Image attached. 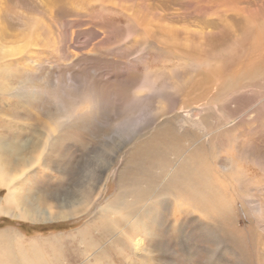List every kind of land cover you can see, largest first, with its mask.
<instances>
[{
  "label": "rangeland",
  "instance_id": "374dc122",
  "mask_svg": "<svg viewBox=\"0 0 264 264\" xmlns=\"http://www.w3.org/2000/svg\"><path fill=\"white\" fill-rule=\"evenodd\" d=\"M3 82L0 262L264 264V0H0Z\"/></svg>",
  "mask_w": 264,
  "mask_h": 264
},
{
  "label": "bare ground",
  "instance_id": "6f19581e",
  "mask_svg": "<svg viewBox=\"0 0 264 264\" xmlns=\"http://www.w3.org/2000/svg\"><path fill=\"white\" fill-rule=\"evenodd\" d=\"M97 1V0H96ZM198 1V0H197ZM215 2V1H214ZM208 5V4H207ZM212 6H213V3H212ZM212 8V7H211ZM101 9H103V10H105V11H107V12H115L114 11V8H112V7H108V6H106V5H101ZM208 9H209V7H208ZM218 9V8H217ZM226 9V8H225ZM219 10V9H218ZM120 11V10H119ZM146 13V12H145ZM246 13V12H245ZM140 14V13H139ZM148 16V15H147ZM123 17H125V16H123ZM127 18H128V22H129V28L127 29V33H128V35L129 34H133V33H139V34H141L142 35V42L143 41H145V42H149V41H152L153 40V37H152V34L149 32V29L146 31V28L144 29L143 27H142V25H141V22L139 21L140 19H137L136 17H134V16H132V15H130V16H126ZM259 17V16H258ZM261 18V17H260ZM147 20V19H146ZM141 21H142V19H141ZM145 21V20H144ZM144 21H142L143 23H144ZM148 21V20H147ZM151 21V20H150ZM151 23V22H150ZM38 26H40V25H38ZM144 27H146V26H144ZM149 27V26H148ZM167 29V28H166ZM202 29V28H201ZM163 30V29H162ZM182 30H185V29H182ZM187 31H188V29H187ZM41 32H43V31H41ZM190 32V31H189ZM188 32V33H189ZM193 32V31H192ZM163 34H164V39H165V45H163L164 47H163V50H165L166 52H168V51H170V52H174V50H175V47H169V43L168 44H166V42H171L172 41V43H174L175 42V40L177 39V37H175L174 36V34H173V32H171V31H169V30H164V32H162ZM176 34V33H175ZM197 36V35H196ZM200 36V35H199ZM198 36V37H199ZM129 37V36H128ZM201 37V36H200ZM121 38V37H120ZM192 38V37H191ZM196 38V37H195ZM194 39V38H193ZM38 40H40V39H38ZM187 40H191V39H189V37H188V39ZM194 41V40H193ZM41 42V41H40ZM161 43V42H160ZM168 45V46H167ZM177 45V44H176ZM179 45V44H178ZM194 47H196L195 45H193V44H186V46H183L182 47V50H183V52L182 53H184V54H186L187 55V52H191V50H195V48ZM202 48V47H201ZM203 49V48H202ZM202 49H199V50H201L202 51ZM177 50V49H176ZM198 52V51H197ZM188 55H190V54H188ZM194 55V54H193ZM207 55V54H206ZM208 56V55H207ZM232 56L234 57V54L232 53ZM198 57V56H197ZM203 57V56H202ZM207 58H209V56L207 57ZM207 58H205L206 60H197V61H195V65L196 66H204V65H206V64H208L209 65V63L211 62V61H215V62H218L217 60H215V58H211L210 60L209 59H207ZM229 58H231V57H229ZM186 60V59H185ZM212 63V62H211ZM219 63V62H218ZM212 65H214V64H212ZM219 65V64H218ZM210 68V67H209ZM207 71V70H206ZM175 76V75H174ZM177 79V78H176ZM219 80V79H218ZM10 82V81H9ZM219 83V82H218ZM15 88H17V89H15ZM27 88H28V85H26V87H23V86H20V87H11L10 86V83H8V82H3L2 84H1V86H0V91H1V93H3V94H7V96H15V95H23V93H22V91L24 90H27ZM174 88V87H173ZM175 90V89H174ZM173 90V91H174ZM20 91V92H19ZM171 91V90H170ZM17 92V93H16ZM19 92V93H18ZM177 92V91H176ZM177 94V93H176ZM164 100V99H163ZM22 101H23V99H22ZM163 105V104H162ZM162 109V108H161ZM164 109V108H163ZM162 109V110H163ZM166 109V108H165ZM158 111V110H157ZM162 112V111H161ZM72 113V112H71ZM62 123V122H61ZM61 123H53V126L54 127H58V126H60V124ZM5 128V127H4ZM51 130L53 131L54 129L53 128H51ZM54 132V131H53ZM49 135H51V133L49 134ZM49 138V137H48ZM47 141V140H46ZM40 145V144H39ZM21 160V159H20ZM26 161V160H25ZM13 162V161H12ZM18 162V161H17ZM22 163H23V161H21ZM15 164H16V162H14ZM22 163H21V166H22ZM29 163V162H28ZM27 163V164H28ZM18 164V163H17ZM16 164V165H17ZM14 166V165H13ZM12 166V167H13ZM18 167H20V166H18ZM18 170V169H17ZM14 171H15V169H14ZM20 171V170H19ZM5 172V171H4ZM15 177V176H14ZM15 182V180H14V178H12L10 175H8V174H6V175H2L1 173H0V186H5L6 187V190H7V194H6V196L5 197H3V206H5L4 207V209L6 208V200H8V203H11V200L12 201H14L15 199H16V194H13V192H12V190H11V188H10V185H12L13 183ZM5 190V191H6ZM13 190H15V189H13ZM34 213H32V212H30L29 213V215H33ZM22 217H24V215H22ZM33 219H35V220H39V218L38 217H34ZM48 219H51V218H47V220ZM15 238V237H14ZM17 238V237H16ZM15 240V239H14ZM18 240V239H17ZM27 240V239H26ZM16 242H18V241H16ZM20 242V241H19ZM18 242V243H19ZM13 244H14V241H13ZM21 244V243H20ZM22 245H24L23 243L21 244V246ZM20 246V247H21ZM32 247V246H31ZM22 249H24V248H20L19 249V251H22ZM27 249V248H26ZM28 250V249H27ZM25 251V250H24ZM9 258V257H8ZM6 259V258H5ZM19 259V258H18ZM26 259V258H25ZM10 260H8L7 261V264H10V263H8ZM29 262V261H28ZM0 264H5L4 262H0ZM28 264V263H27ZM29 264H32V263H30L29 262Z\"/></svg>",
  "mask_w": 264,
  "mask_h": 264
},
{
  "label": "crops",
  "instance_id": "0c3cea01",
  "mask_svg": "<svg viewBox=\"0 0 264 264\" xmlns=\"http://www.w3.org/2000/svg\"><path fill=\"white\" fill-rule=\"evenodd\" d=\"M29 195V194H28ZM6 215H5V217L6 218H12V219H14V218H16V219H18V220H21L24 224H28V225H34V223H36V222H30V220L28 219H21L20 218V216L19 215H22V211L23 210H25V212H26V214H27V216H28V214L30 213V212H35V211H39L38 212V214L40 213V207H41V201H40V199H39V204L37 205V207H32V204L28 201V200H26V202H25V200H23V202L21 203V206H20V208H21V212L19 213L18 212V210H16L15 208H14V204H10V203H8V200H6ZM24 202H25V204H24ZM14 212H18L19 213V215L17 214V213H14ZM9 214H13V215H9ZM58 216V217H57ZM68 216H69V218H72L71 217V214H68ZM29 217V216H28ZM60 218H62V215L61 214H59V215H57V213H56V219H53L52 220V222L53 221H56L57 219L60 221ZM116 220V219H115ZM32 221H34V220H32ZM118 221V220H117ZM101 226H108L109 225V223H102V224H100ZM99 228H101V227H99ZM94 233V235H93V237H96V236H98V234L99 233H101L100 231H98V230H95V231H93ZM96 235V236H95ZM27 239V240H26ZM58 239H59V241H61V243H66L67 245L68 244H70V242H73V243H75V241H76V239H77V236L76 235H73V236H71V235H69V236H59L58 237ZM35 242V243H34ZM41 242H42V240H41V238L39 237V236H36V238H34V240H29V238H25V237H22V239H21V244L23 243L24 245H22L21 246V244H20V248H24V249H22V251H20L21 253H22V256H23V258L25 259H28L27 257L29 256V253L30 252H32V253H35L36 254V256L41 252V253H43V258H44V252H46V250H45V248L43 247V249L41 250V248H39V246L38 245H41ZM34 244H36V246L34 247L33 245ZM32 246V247H31ZM28 250H27V249ZM25 250V251H24ZM36 250V251H35ZM46 256V255H45ZM38 257V256H37ZM39 258V257H38ZM55 258H57V257H55ZM60 258L61 257H59L58 258V260H60ZM40 260V259H39ZM42 262V261H41ZM41 264H44L43 262L41 263ZM58 264H61V262L60 263H58ZM62 264H67V260H64L63 262H62Z\"/></svg>",
  "mask_w": 264,
  "mask_h": 264
}]
</instances>
